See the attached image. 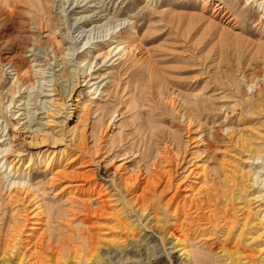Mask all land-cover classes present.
Masks as SVG:
<instances>
[{
  "label": "rangeland",
  "instance_id": "rangeland-1",
  "mask_svg": "<svg viewBox=\"0 0 264 264\" xmlns=\"http://www.w3.org/2000/svg\"><path fill=\"white\" fill-rule=\"evenodd\" d=\"M2 1L0 147L8 151L0 158L29 171L31 192L38 190L29 202L5 200L7 182L0 190V264H264V0H68L66 22L59 8L66 0H41L48 25L40 30L29 26L39 0H8V10ZM98 1L106 6L98 26L114 29L108 36L93 27L98 17L88 18ZM75 40L65 68L59 54ZM112 41L127 46L123 56L94 55ZM7 56L19 60L23 80L35 82L20 87L9 107L2 97L15 77ZM100 80L92 94L88 86ZM55 160H72L68 170L93 169L85 188L109 175L108 208L94 218L87 242L71 231L88 226L73 222L70 208L80 206L66 198L67 184L84 179L48 182ZM169 167L176 171L170 184H145ZM36 199L61 218L48 220L52 245L37 253L25 241L28 227L14 234Z\"/></svg>",
  "mask_w": 264,
  "mask_h": 264
},
{
  "label": "bare ground",
  "instance_id": "bare-ground-1",
  "mask_svg": "<svg viewBox=\"0 0 264 264\" xmlns=\"http://www.w3.org/2000/svg\"><path fill=\"white\" fill-rule=\"evenodd\" d=\"M68 0H66L65 2H62L61 5H59V8H61V12L60 14H62L63 11H66L64 9L66 3H67ZM82 1H85V0H81L80 2ZM256 1V0H255ZM37 2V1H36ZM52 2L54 3L55 0H52ZM91 3V2H95V0H89L87 1V3ZM2 3L7 6V10H8V0H4L2 1ZM98 3H101V6L97 9H99L100 11L98 13H96L95 10L97 9H92L94 10L93 11V14L92 15H88V18L91 20L93 19V17H98L97 20H94V28H96V26L98 27L97 30L98 32H102L105 33L104 35L105 36H108L107 34L111 32V30H114L112 28V26L108 27L106 26L103 30H101V27L98 26L99 24H97L98 22H100L102 19H103V15H100V13H103L106 11V9H104V2L103 1H98ZM39 6H37V12L35 14L36 17H31V19L29 20V26L30 25H33L35 28H37V30H40V29H43L44 27H47L48 23H47V20H46V17L44 16V9L42 8L43 5H42V2L41 0H39ZM259 6L261 7H264V2L261 1L258 3ZM10 7V6H9ZM6 7H4V10H5ZM6 11V10H5ZM36 11V10H35ZM96 13V14H95ZM10 17L14 14V9H12L10 7ZM264 14V13H263ZM63 15V14H62ZM35 16V15H34ZM264 16V15H262ZM63 18L62 19H65V22H66V16H62ZM83 17V15L80 16V19ZM77 18V17H76ZM105 18V17H104ZM88 20V19H87ZM87 20H83L81 22L78 23L77 25V28L80 29L81 27H83L82 30H79L80 32H83V31H86L84 27L85 23L87 22ZM92 22V23H93ZM67 29L71 28V26L68 28L66 27ZM52 29V28H51ZM96 29L93 30V33L95 32ZM92 32V31H91ZM92 33V34H93ZM48 34V33H47ZM91 35V33H90ZM90 35H88L86 41H84V44L86 42H89V37ZM102 35V36H104ZM66 36H68V38H73L72 35H70V31L68 30V34H66ZM86 35L83 36L82 40L84 39ZM111 37V36H110ZM93 35L91 36V39H93ZM110 39V38H109ZM113 43L112 42H106L107 44V47H109L107 50H105L103 52L102 48L98 46L97 48V53H94L95 56H99V55H102V57H104V60L109 56L111 55L113 52V56H116V55H121L123 56L125 53V50L126 49V45L125 46H121V43H117L116 45H111ZM73 44V47H71ZM78 44L77 43V40L73 41V43H70L69 44V47L65 48L63 50V55L62 54H59L56 51H54V45L51 43L49 44L50 45V48H52V52L53 53H57L59 54V56L63 57V58H60L61 59V64H63V67L66 68V65L67 63H69L70 61H72V59H68L67 61H65V55H74V52L78 49ZM113 46V47H112ZM39 48L41 47L40 45L36 44L35 45V48ZM80 47V46H79ZM4 49H9L8 46L6 45V47L4 46L3 47ZM34 48L31 50L34 52ZM45 51V50H44ZM84 52V51H83ZM127 52V51H126ZM45 54H48L46 52H44ZM35 57L38 56V54H33ZM88 55V54H87ZM111 57V58H112ZM86 58H88V56H85L83 58V60H85ZM93 59V58H92ZM92 59L88 62L89 63V67L91 68L92 67ZM118 59V58H117ZM5 60L7 61L6 62V65L8 66V70L10 71H13V77H15V82L13 84H11L7 90V93L8 96H3V98H7L8 100V107L14 103V97L16 95V93L20 91V87L22 88L23 86L26 88H33L35 87V82H32L30 80H23L22 77L27 73L25 72V70L23 71L21 68H20V65H19V60H16L15 58H13V56H7L5 58ZM42 59L40 58H35V61H41ZM83 60H80V58H76V62L80 63L82 62ZM30 68V67H29ZM78 67H75L74 70H76ZM40 72L39 73H44V70L43 69H39ZM65 70V69H64ZM80 70L82 71V73H85L86 69L84 68H80ZM73 72V71H72ZM72 72L70 73V75L72 76ZM4 73V72H3ZM36 73L35 70L33 71V74ZM1 74V73H0ZM78 74V73H76ZM65 76V75H64ZM75 76V75H74ZM77 77H80V75H77ZM99 77V76H98ZM26 78V77H25ZM78 79V78H77ZM1 80V79H0ZM102 80L100 81H93L92 84L90 86H88V89L89 91H91L93 89V93L92 94H95L97 93V91L99 90V84L101 83ZM98 84L96 85V87L93 88V86L95 84ZM77 83H75L76 85ZM17 85V86H16ZM0 87H1V82H0ZM74 89V84L72 85V87H65L64 86V91H70L72 92ZM134 93V92H133ZM2 94V92H0V95ZM47 96H49L48 94H45ZM135 95V93H134ZM113 96V95H112ZM135 97V96H134ZM133 98V97H132ZM137 99V98H135ZM22 100V98L20 99ZM25 101V100H24ZM26 102V101H25ZM88 104V103H87ZM86 103H84L83 105V109L84 108H87L88 105ZM116 113V110L111 112L110 116H109V121L106 122V124L103 123V127H108L110 124H111V120L113 119L114 115ZM190 116V115H189ZM28 117V121H29V124L31 125L32 121H33V118L32 116L29 115V110L27 111V116ZM102 120V119H101ZM190 123V122H189ZM73 128V127H72ZM187 129V128H186ZM83 130V129H82ZM203 137V136H202ZM194 138V137H193ZM205 140V139H203ZM6 151H8V148L7 147H0V154H3L5 153ZM261 154V153H260ZM256 155V154H255ZM258 156V155H257ZM260 156V155H259ZM259 158V157H257ZM73 160V159H72ZM72 160H68L65 164H63L62 162H60L59 160H55L54 164L55 165V170L52 171V176L51 178L49 177L50 183H55L57 180H59L60 178H71V179H84V180H79V181H75L73 183L70 182V184L68 183V187H71L69 190H68V193L66 194V198H67V201L68 202H71L72 205H74L75 207L77 205L80 206V208H78L79 210L74 209V207L72 206V208H70L71 211H73V213H71L69 216L70 217H76V220H73V222H76L78 221V225H87V230L86 229H82L81 226H77V230H73V228L71 229V231L74 233L75 236H77V238L79 239H83L84 242H87V239H88V235H86V231H92L93 228H92V225L96 224L94 222V218L101 215L102 212H104L105 209L108 208V204H109V201L110 199L108 200L107 196H106V188H104V186L106 185L107 181H106V178L109 176L108 174L106 175V171H104L103 173H101L99 175V177L97 178V180L100 181V184L99 186L96 185V182L93 184L92 186V189L90 188V186H88L87 188H85V179L91 177L94 173H93V169L89 168V169H86V170H77L79 167H82L81 165L80 166H77L75 168H69V170L66 168V164L68 163H71ZM260 160V159H259ZM47 164V168L50 167L49 164H51L52 166V163H53V160H49L48 162H46ZM176 167V166H175ZM3 169V172L1 173H4V175H1L0 173V190L3 188V185L5 182H7L6 185V188H8L10 190L9 194L7 195V197L5 198V200H8V201H13V200H17V199H29V201H32V199H35V196H36V191L38 190V188H36L37 186L35 185V189L36 191L35 192H31V189L34 188V185H32V183L30 182V180L27 178L29 176L30 178V174H29V171L27 173H25V171L23 173H21V171H19L18 169H15L13 167V163L11 162H7V160L5 159V156H2L0 158V170ZM204 169V168H202ZM117 169L115 168V171ZM201 170V169H200ZM236 170V169H235ZM118 171V170H117ZM193 171V170H192ZM161 172V171H160ZM155 173V177H148V179L145 180V184H147V186L149 185H155L160 179H163L165 181L166 184H170L171 182V178L172 176L175 174V169L173 170V167H169V169L167 170H164L163 173ZM198 173V172H197ZM207 173V172H206ZM201 174V173H200ZM203 174V173H202ZM201 174V175H202ZM74 177V178H72ZM156 178V179H155ZM135 179H137V176H134L132 179V181H134ZM210 181V180H209ZM201 185V184H200ZM31 187V188H30ZM39 187V186H38ZM64 187L66 186H61L59 188V191H57L56 194L62 192L64 190ZM108 187V186H107ZM189 187V186H188ZM94 188L95 189H98L96 191H94ZM190 188V187H189ZM189 188H185L186 189H189ZM200 187L197 189L199 190ZM2 191V190H1ZM33 191V190H32ZM201 191V189H200ZM199 191V192H200ZM203 191V190H202ZM204 191H205V188H204ZM203 191V194L206 193ZM194 192V191H193ZM198 192V193H199ZM39 193V192H38ZM37 193V194H38ZM201 193V192H200ZM55 194V195H56ZM197 193H193L191 194V196H197L196 195ZM190 195V194H189ZM205 195V194H204ZM202 196V195H201ZM39 197V196H38ZM198 197V196H197ZM206 197V196H204ZM41 198V197H40ZM193 199V197H192ZM92 200L94 201H98L99 205L98 208H93L91 205H93L92 203ZM196 200V199H195ZM14 202V201H13ZM12 202V203H13ZM67 202V203H68ZM14 204V203H13ZM34 209H33V212H27V209L25 208V213H21V215L23 214L24 216H22V218H20L18 220V225L16 227V230L14 232L15 235H19L21 233V229L24 228V227H28V231L26 232V236L25 237V241L28 243V246L29 248L31 249V251H35L36 253L38 251H40V249H42L44 247L45 244H50L52 245L50 242H51V238H52V234L51 233V225L49 224L48 220L49 219H61L59 215H55V212L53 211L54 210V207L50 208H46L49 210V212L47 214H45L44 210H43V207H44V204L40 202V200L36 199V202H34ZM24 208V207H23ZM15 209V208H14ZM22 209V208H21ZM68 209V208H67ZM16 211V210H15ZM30 211V210H29ZM70 211V212H71ZM69 212V213H70ZM75 212V213H74ZM62 214V213H61ZM45 215V216H44ZM21 217V216H20ZM34 217H37V218H34ZM66 217H68L66 215ZM15 218V217H14ZM64 219V218H63ZM78 219V220H77ZM60 221V220H59ZM64 222V221H63ZM69 222V221H67ZM66 222V223H67ZM73 222L70 221L68 224L69 227H72L71 225H73ZM54 223V222H53ZM61 224V222H60ZM63 224V223H62ZM59 225V224H58ZM26 231V230H25ZM88 232V233H89ZM24 233V232H23ZM86 237V239H85ZM54 239V237H53ZM27 246V247H28ZM85 247V246H84ZM34 253V252H33ZM189 254H191L192 257H194L195 261L197 262H201L202 261V256L200 255V253H196V252H189ZM204 258V257H203ZM193 259V260H194Z\"/></svg>",
  "mask_w": 264,
  "mask_h": 264
}]
</instances>
